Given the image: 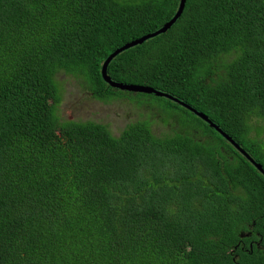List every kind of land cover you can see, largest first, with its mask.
<instances>
[{"label": "trees", "instance_id": "16d2710c", "mask_svg": "<svg viewBox=\"0 0 264 264\" xmlns=\"http://www.w3.org/2000/svg\"><path fill=\"white\" fill-rule=\"evenodd\" d=\"M179 4L0 0V264H264L237 245L264 246V173L189 108L102 77ZM59 72L104 103L158 98L179 126L63 119ZM108 75L202 111L264 168V0H186Z\"/></svg>", "mask_w": 264, "mask_h": 264}, {"label": "rangeland", "instance_id": "374dc122", "mask_svg": "<svg viewBox=\"0 0 264 264\" xmlns=\"http://www.w3.org/2000/svg\"><path fill=\"white\" fill-rule=\"evenodd\" d=\"M57 81L61 89L58 114L63 119L94 120L106 123L115 134H119L127 123L138 118L150 119L154 123V131L167 132L175 130L179 126L178 121L172 118L164 119L165 116L162 110L164 109L165 111V108L162 105L165 102L158 98L143 96L151 100L152 103L149 106L139 105L137 102L129 101L127 98H117L110 101V103H104L92 98L90 91L81 85V82L84 81L74 76L59 72ZM148 108L154 109L148 110ZM259 124L264 125L262 122ZM253 134L256 135L257 133L253 131ZM192 135L195 134L192 133ZM261 138L264 139V130ZM185 190L186 187L180 184L179 192L177 193H182Z\"/></svg>", "mask_w": 264, "mask_h": 264}, {"label": "water", "instance_id": "95a60500", "mask_svg": "<svg viewBox=\"0 0 264 264\" xmlns=\"http://www.w3.org/2000/svg\"><path fill=\"white\" fill-rule=\"evenodd\" d=\"M185 3L186 0H180V4L179 7L176 11V13L174 14V16L168 21L166 22L162 27H160L159 29H157L154 32L148 33V34H144L138 38H135L119 47H117L114 51H112L108 57L106 58V60L104 61L103 65H102V69H101V73H102V77L103 79L112 87H117L119 89L122 90H127V91H132V92H143V93H154L157 96H161L163 98H167L173 102H176L179 105H182L184 107L189 108L191 111L195 112L199 117H201L203 120H205L209 126L213 127L214 129H216L219 133H221V135L224 137L225 140H228L231 142V144L233 145V147L239 152L241 153L243 156H245L248 160H250L252 162V164H254V166H256L261 172L264 173V168L263 166L257 162L255 159H253L251 157V155H249L248 151L243 148L242 146H240L234 139H232L229 134H227L225 131H223L218 124L214 123L205 113H203L202 111H198L195 110L193 107H191L188 103H185L183 100L178 99L177 97L164 92L162 90L159 89H155L153 87L150 86H144V85H136V84H125V83H120V82H116L114 81L109 75H108V66L111 62V60L116 57L119 53H121L122 51H125L131 47H134L138 44H142L145 41H147L148 39L155 37L161 33H165L167 30H169L174 24L175 22L180 18V16L182 15V12L184 10L185 7Z\"/></svg>", "mask_w": 264, "mask_h": 264}, {"label": "flooded vegetation", "instance_id": "af4514ba", "mask_svg": "<svg viewBox=\"0 0 264 264\" xmlns=\"http://www.w3.org/2000/svg\"><path fill=\"white\" fill-rule=\"evenodd\" d=\"M250 236L251 235L248 233L246 235L241 236L240 241L237 244L240 246V249L242 250L244 254H252L255 249L264 248V246L260 244V240L262 239L257 240L255 238H251L250 240H247V238ZM231 250L232 252L234 251L233 249ZM238 259H239V255L236 254L235 260H238Z\"/></svg>", "mask_w": 264, "mask_h": 264}, {"label": "clouds", "instance_id": "9594fccd", "mask_svg": "<svg viewBox=\"0 0 264 264\" xmlns=\"http://www.w3.org/2000/svg\"><path fill=\"white\" fill-rule=\"evenodd\" d=\"M211 127V126H210ZM211 128H213V127H211ZM214 129V128H213ZM216 130V129H215Z\"/></svg>", "mask_w": 264, "mask_h": 264}]
</instances>
